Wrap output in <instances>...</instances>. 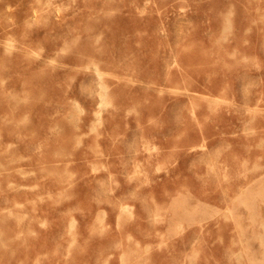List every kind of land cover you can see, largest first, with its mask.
Here are the masks:
<instances>
[{
	"label": "rangeland",
	"instance_id": "obj_1",
	"mask_svg": "<svg viewBox=\"0 0 264 264\" xmlns=\"http://www.w3.org/2000/svg\"><path fill=\"white\" fill-rule=\"evenodd\" d=\"M0 264H264V0H0Z\"/></svg>",
	"mask_w": 264,
	"mask_h": 264
}]
</instances>
